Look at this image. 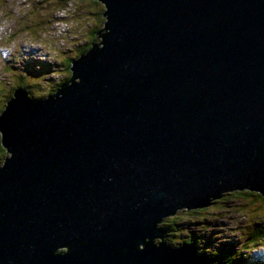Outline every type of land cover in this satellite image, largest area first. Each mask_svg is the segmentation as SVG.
I'll return each mask as SVG.
<instances>
[{
	"label": "water",
	"instance_id": "95a60500",
	"mask_svg": "<svg viewBox=\"0 0 264 264\" xmlns=\"http://www.w3.org/2000/svg\"><path fill=\"white\" fill-rule=\"evenodd\" d=\"M55 92L0 111V264H225L158 222L264 194V0H99Z\"/></svg>",
	"mask_w": 264,
	"mask_h": 264
},
{
	"label": "rangeland",
	"instance_id": "374dc122",
	"mask_svg": "<svg viewBox=\"0 0 264 264\" xmlns=\"http://www.w3.org/2000/svg\"><path fill=\"white\" fill-rule=\"evenodd\" d=\"M50 1L0 0V108L5 95L18 83H30L34 93L42 96L60 82L64 72L59 61L69 55L75 56L76 45L88 36L87 20L91 19L81 9L94 8L89 0H70L76 8L67 16L62 15L60 10L56 11ZM59 20L68 24L62 39L69 48L57 52L54 51L56 39L50 33V26ZM53 68L57 69L56 72ZM261 201L245 194H233L226 199L227 206L223 209L194 213L180 209L168 217L176 215L193 220L189 229L194 234H200L201 241L209 250L227 248L235 253L242 249L247 255L244 264L254 263L256 255L264 250L259 248V244L249 242L246 234L250 222L264 216L263 210L256 209ZM244 203L248 204V211L239 210ZM164 223L171 222L168 218ZM159 226L162 227L163 223ZM171 229L176 233L171 237L173 240L190 237L189 230ZM262 261L255 264H264V259Z\"/></svg>",
	"mask_w": 264,
	"mask_h": 264
},
{
	"label": "trees",
	"instance_id": "16d2710c",
	"mask_svg": "<svg viewBox=\"0 0 264 264\" xmlns=\"http://www.w3.org/2000/svg\"><path fill=\"white\" fill-rule=\"evenodd\" d=\"M65 1L66 0H51L50 3L54 4V5H61ZM90 2L92 4V6H94V8H90L89 11H85V12L91 18L88 33H89V38L93 39L96 36L95 33L101 27V23L103 20L102 15H101L102 6L95 0H90ZM85 44H86L85 41L77 44V48H76L78 50L77 53H79L80 51L82 52L86 49L88 44L87 45H85ZM69 58L70 57H68V59ZM68 63H69V61L67 62V64ZM67 64H66V68H67ZM53 70H54V72H56L57 69L53 68ZM68 75H69V71L65 74V76L63 78H61V81L65 80L68 77ZM56 85L53 86L52 88H49V90L47 92H50L51 90L55 89ZM30 90H31V96L32 95L34 96L35 91H33L31 88H30ZM10 93H11V90L5 95L6 99L8 98ZM44 94H46V93H44ZM5 155H6V151L0 144V162L5 157ZM231 195H233V194H223V199H214L212 201L211 205L205 206L202 208H197V209H190V210H188V212L194 213V212H203V211H207V210L209 211L210 209L215 210V211L223 209L224 207L227 206L226 205V199L228 197H230ZM245 195L251 197L252 199H262V201L256 206V209H261L264 211V194H245ZM253 195H255L259 198L255 197ZM247 206H248V204L244 203L243 205H241L239 207V210H241V211L247 210L248 211ZM168 218H169L171 223H163V226H162L165 238L167 239L168 242L178 243L179 241H181V240H173L171 238L172 235L176 234L171 228H176V229H180V230L181 229L189 230L190 237L184 238L182 240H192L195 247L200 248V249H198L199 252H204V254L210 258L227 260L226 264H244V260L247 257V255L245 253H243L242 249H238L237 251H235V253H231L230 250H228L227 248H225V249L217 248L216 250L215 249L209 250V248H207L205 246L203 241H201L202 237L200 236V234L197 232H195V234H194V233H192V230L189 229L190 228L189 223L193 222V220L185 219V218H182V216H176V215H174L173 217H168ZM185 222H186V224H184ZM196 222L198 223V221H196ZM246 235H247L249 242H251L253 244H259V248L264 246V216L260 217L258 220L250 222V228L248 229ZM262 258H264V254H257L255 257L254 263H247V264H255L258 261H261L259 263H263Z\"/></svg>",
	"mask_w": 264,
	"mask_h": 264
},
{
	"label": "clouds",
	"instance_id": "9594fccd",
	"mask_svg": "<svg viewBox=\"0 0 264 264\" xmlns=\"http://www.w3.org/2000/svg\"><path fill=\"white\" fill-rule=\"evenodd\" d=\"M90 1V0H89ZM95 1H97L101 6H102V9H103V4H102V2L101 1H99V0H95ZM54 8L56 9V11H58V10H60V13L62 14V15H64V16H67V15H70L71 13H73L74 11H75V5L73 4V2L72 1H70V0H66L64 3H62L61 5H55L54 6ZM91 7H89V8H85V7H83L81 10H82V13L87 17V18H90L87 14H86V12L85 11H89V9H90ZM101 15H102V11H101ZM91 19V18H90ZM102 19H104V16L102 15ZM90 22H91V20H87V33H88V29H89V26H90ZM102 26H103V20H102V23H101V27L99 28V30L102 28ZM67 29H68V24L67 23H65L63 20H59V21H55V22H53L52 24H51V26H50V33H51V35L56 39V43H55V48H54V51H59V50H67L69 47H67V44H66V41H64L63 39H62V37H63V34L65 33V31H67ZM96 37V38H95ZM93 39H90L89 38V33H88V36H86V37H84L83 38V41H81V42H86V44L85 45H87L88 44V46L86 47V49L89 47V44H90V42L93 40V41H98L99 40V36L97 37V34H96V36H95ZM86 39V40H85ZM81 42H79V43H81ZM78 43V44H79ZM76 47H77V45H76ZM85 49V50H86ZM84 50V51H85ZM76 51L78 52V50L76 49ZM83 52V51H82ZM81 53V51L79 52V53H77L75 56H72V55H69V56H66L65 58H64V60H60L59 61V63L62 65L61 66V68L63 69V72H64V76H65V74L69 71V75H68V77L65 79V80H63V81H61L60 80V82H58L57 83V85H56V88L55 89H53V90H51L50 92H45L46 94H44V95H42V96H39V95H35L34 94V96L32 95L31 96V90H30V88H31V84L30 83H23V82H21V83H18L17 85H15V86H12L11 87V93H10V95L8 96V98L12 95V93H13V89L16 87V86H24V87H26L27 88V90H28V93H29V95L31 96V97H44V96H47V95H49V94H51V93H53V92H55L56 91V89L58 88V85L59 84H61L62 82H64V81H66L68 78H69V76H70V74H71V72H70V70H69V64H70V60L72 59V58H74V57H76V56H78L79 54ZM68 57H70L69 59H68ZM69 61V63L67 64V62ZM66 64H67V68H66ZM63 76V77H64ZM62 77V78H63ZM32 89V88H31ZM9 90V91H10ZM7 98V99H8ZM6 99V98H5ZM4 99V101H3V105H2V107L0 108V111H1V109L3 108V106H4V104L6 103V100ZM3 160V159H2ZM2 162V161H1ZM0 162V163H1Z\"/></svg>",
	"mask_w": 264,
	"mask_h": 264
},
{
	"label": "bare ground",
	"instance_id": "6f19581e",
	"mask_svg": "<svg viewBox=\"0 0 264 264\" xmlns=\"http://www.w3.org/2000/svg\"><path fill=\"white\" fill-rule=\"evenodd\" d=\"M171 216V215H170ZM166 219H168V217L167 218H165V219H163V222H158V225H159V223H164V220H166Z\"/></svg>",
	"mask_w": 264,
	"mask_h": 264
},
{
	"label": "flooded vegetation",
	"instance_id": "af4514ba",
	"mask_svg": "<svg viewBox=\"0 0 264 264\" xmlns=\"http://www.w3.org/2000/svg\"><path fill=\"white\" fill-rule=\"evenodd\" d=\"M209 211H210V212H213V211H215V210H211V209H210Z\"/></svg>",
	"mask_w": 264,
	"mask_h": 264
}]
</instances>
